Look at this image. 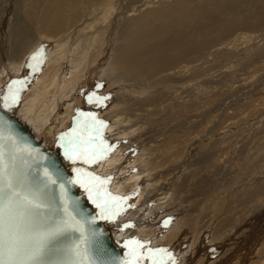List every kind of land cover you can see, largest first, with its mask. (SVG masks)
I'll return each instance as SVG.
<instances>
[{"label": "rangeland", "instance_id": "obj_1", "mask_svg": "<svg viewBox=\"0 0 264 264\" xmlns=\"http://www.w3.org/2000/svg\"><path fill=\"white\" fill-rule=\"evenodd\" d=\"M82 1L0 0V98L135 264H264V0Z\"/></svg>", "mask_w": 264, "mask_h": 264}, {"label": "water", "instance_id": "obj_2", "mask_svg": "<svg viewBox=\"0 0 264 264\" xmlns=\"http://www.w3.org/2000/svg\"><path fill=\"white\" fill-rule=\"evenodd\" d=\"M144 33L146 38L156 36L147 29ZM6 105L0 98V175L6 169L19 183L36 193L45 205L38 217L22 226V244L32 247L37 243L34 239L37 232L63 225L67 219L63 212L65 202L75 220L69 222L71 227L66 226V231L47 242L45 255L39 261H10L5 251V238L0 237V264H77L70 252L76 246L90 258L88 264L92 261L96 264H135L79 185L65 182L76 176L62 153L46 146L34 129ZM45 172L56 180L55 184L48 182ZM77 226L83 235L81 231L72 230ZM4 229L7 230L6 224Z\"/></svg>", "mask_w": 264, "mask_h": 264}, {"label": "snow or ice", "instance_id": "obj_3", "mask_svg": "<svg viewBox=\"0 0 264 264\" xmlns=\"http://www.w3.org/2000/svg\"><path fill=\"white\" fill-rule=\"evenodd\" d=\"M9 91L11 92V86ZM11 99L14 102L15 95H13ZM75 143V141L70 140L68 145L65 146V156L69 161L76 163L78 159H82L83 163L88 164L99 159L94 153H82L77 146H74ZM75 171L77 172L76 179L67 180L65 182L68 184H79L89 193V198L92 199V187H90V184L91 181H95L98 178L91 177L88 173H83V176H89V181L86 183L82 179V170L76 169ZM45 176L48 177V182L52 184L56 183V180L52 179L47 172H45ZM93 202L96 203V200H93ZM97 207H101V205L97 203ZM44 208V203L36 193L19 183L14 176L9 175L6 169L3 170V174L0 175V237L5 238V251L10 261H15L17 259L39 261L45 255L47 242L66 231V226L71 227L69 222L75 220V217H73L72 213L69 211L67 202H65L63 212L67 219L64 221L63 225H59L51 231L37 232L34 236L37 243L32 247L22 244L20 239L22 226L26 223H31L39 216ZM105 211L106 209H101V217L110 219V216H104ZM5 224L7 227L6 231L4 229ZM72 230L81 231V228L77 226ZM81 234L83 235L82 231ZM129 243L137 244L135 241ZM137 246L142 247V245ZM70 252L74 260L77 261V264H88L90 258L80 251L79 246L70 249ZM92 264H96V262L92 261ZM125 264H130V262H125Z\"/></svg>", "mask_w": 264, "mask_h": 264}, {"label": "bare ground", "instance_id": "obj_4", "mask_svg": "<svg viewBox=\"0 0 264 264\" xmlns=\"http://www.w3.org/2000/svg\"><path fill=\"white\" fill-rule=\"evenodd\" d=\"M86 1H87V2H86ZM86 1H82V5H83V8H84V9H87L86 7H89V8H90V6H91L92 4H96V3H97V0H86ZM99 3H100V2H99ZM46 8H47V7H46ZM60 11H61V10H60ZM56 14H57V13H56ZM54 16H55V15H54ZM54 16H53V17H54ZM57 16H58V15H57ZM61 17H62V16H61ZM51 18H52V16H51ZM56 18H57V17H56ZM43 20H44V19H43ZM60 20H61V19H60ZM56 21H57L56 23H58V19H56ZM59 23H60V22H59ZM43 24H44V23H43ZM52 24H53V23H52ZM62 24H63V22H62ZM62 24H61V25H62ZM68 24H69V23H68ZM37 25H38V24H37ZM49 25H51V24H48L47 27H49ZM54 25H55V24H54ZM54 25H53V26H54ZM43 26H44V25H42V27H43ZM53 26H51V27H53ZM64 26H65V25H64ZM67 26H68V25H67ZM47 27H44V28H45V29H48ZM54 28H55V26H54ZM49 29H50V27H49ZM56 30H57V29H56ZM42 31H43V30H42ZM45 31H47V30H45ZM45 31H44V33H47V32L50 33L49 30H48L47 32H45ZM57 31H58V30H57ZM60 31H61V30H60ZM158 35H159V34H158ZM164 40H165V39H164ZM145 44H146V43H145ZM122 49H124V48H122ZM122 49H121V52H122ZM145 51H146V50H145ZM124 52H126V50H125V51L123 50V52L121 53V55H122ZM141 52H142V51H141ZM143 56H144V55H143ZM141 59H142V58H141ZM117 62H118V61H117ZM117 62H116V63H117ZM121 63H122V62H121ZM115 65L117 66V68L119 67L118 64H115ZM121 66H122V65H121ZM146 67H147V66H146ZM121 68H122V67H121ZM116 74H117V73H116ZM119 74H120V73H119ZM125 76H126V75L123 74L122 78L125 77ZM122 78H121V79H122ZM126 78H127V77H126ZM131 80H132V79H131ZM146 89H147V88H146ZM165 154H166V153H165ZM104 161H105V163H104L105 165H106L108 162H110V161H108V160H107V161L104 160ZM180 176H181V175H180ZM98 187H103V186H102V184H99ZM255 194H256V193H255ZM161 195H162V193H161ZM158 197H159V195H158ZM154 198H155V197H154ZM237 202H238V201H237ZM138 211H139V210H138ZM147 211H148V210H147ZM131 221H132V220H131ZM128 224H129V223H128ZM128 224H127V225H128ZM135 224H136V223H135ZM125 225H126V224H125ZM227 262H228V261H227ZM221 264H223V262H222Z\"/></svg>", "mask_w": 264, "mask_h": 264}]
</instances>
